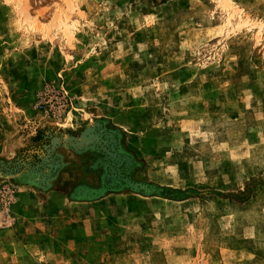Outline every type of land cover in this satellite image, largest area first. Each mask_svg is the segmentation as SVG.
Segmentation results:
<instances>
[{
  "label": "rangeland",
  "instance_id": "rangeland-1",
  "mask_svg": "<svg viewBox=\"0 0 264 264\" xmlns=\"http://www.w3.org/2000/svg\"><path fill=\"white\" fill-rule=\"evenodd\" d=\"M0 264H264V0H0Z\"/></svg>",
  "mask_w": 264,
  "mask_h": 264
}]
</instances>
